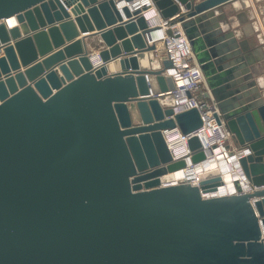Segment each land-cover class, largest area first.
<instances>
[{"label": "water", "instance_id": "95a60500", "mask_svg": "<svg viewBox=\"0 0 264 264\" xmlns=\"http://www.w3.org/2000/svg\"><path fill=\"white\" fill-rule=\"evenodd\" d=\"M132 1L0 0V21H16L0 22V264H264V83L220 29L223 7L243 0H151L185 34L216 121L249 150L239 164L250 191L235 181L219 198L202 197L216 169L198 186H160L185 166L162 131L189 134L201 119L160 105L170 63L149 65V7ZM87 32L104 43L97 61ZM187 146L192 164L203 159L196 136Z\"/></svg>", "mask_w": 264, "mask_h": 264}, {"label": "built area", "instance_id": "2783aa9c", "mask_svg": "<svg viewBox=\"0 0 264 264\" xmlns=\"http://www.w3.org/2000/svg\"><path fill=\"white\" fill-rule=\"evenodd\" d=\"M146 6L149 7V9L143 12V14L149 26H151L148 19L149 13H156V11L153 8L151 0L147 1ZM130 7L133 8L134 5L131 4ZM150 9H153V11ZM0 22L5 25L6 29L11 27L7 24V20L6 22L4 20ZM158 27L162 28L161 37L159 38L162 56L170 63L169 67L164 70V75L169 76L175 85L172 91L165 93V95H170V97L174 99V103L170 108L174 113L195 108L201 119V126L189 134H181L177 128L162 131L167 148H169L168 150L172 158V163L174 161L183 160L185 162L183 168L196 165L199 166L200 171L196 173L195 184H189L198 186V174L213 170L206 168L208 163L216 162L219 167L221 164L229 165L231 162H235L236 171L248 186V182L240 167L239 159L247 155L249 150L240 147L234 148L232 146L234 141L232 134L222 121H216V116L219 115L218 109L180 25L170 24L169 21L160 19ZM167 29H170L171 35L166 34ZM192 136L197 137L200 143L199 151L202 152L204 156L201 161L195 164L191 163L190 159L193 153L188 150L189 148L187 146V141ZM216 170H218V176L222 180L221 170ZM161 182L160 177V186L169 184H161ZM233 182H235V180ZM248 191H250L249 186L246 192ZM234 194H236V191L230 195ZM202 197L208 198L204 195H202Z\"/></svg>", "mask_w": 264, "mask_h": 264}, {"label": "crops", "instance_id": "0c3cea01", "mask_svg": "<svg viewBox=\"0 0 264 264\" xmlns=\"http://www.w3.org/2000/svg\"><path fill=\"white\" fill-rule=\"evenodd\" d=\"M200 1V0H192ZM71 6L67 8L69 12ZM153 11V9H150ZM149 11V12H151ZM156 13H149L154 15ZM223 20L225 25H220V29L229 28L233 32L238 43H243V48L246 51L247 58L251 61L250 68L254 72V77L264 83V0H243L232 1L225 5L222 9ZM157 15V14H156ZM70 17H73L70 14ZM123 21H126L123 20ZM94 32L80 33L78 37L83 38L85 49L88 53H96L100 49H104V43L93 36L94 43H89V36ZM160 49V48H159ZM136 51V50H134ZM159 55V53L156 51ZM264 85V84H263ZM264 91V89H263ZM233 147H238L233 141Z\"/></svg>", "mask_w": 264, "mask_h": 264}, {"label": "bare ground", "instance_id": "6f19581e", "mask_svg": "<svg viewBox=\"0 0 264 264\" xmlns=\"http://www.w3.org/2000/svg\"><path fill=\"white\" fill-rule=\"evenodd\" d=\"M66 1V0H64ZM68 1V0H67ZM148 0H133L131 4L134 5L133 8H141L144 7L147 4ZM71 8H73L72 5ZM150 21V25L153 28V32L151 34L152 40L156 43L157 47V52H159V45L160 41L159 38L161 37L162 33V28L158 27L159 24V16L154 14V15H149L148 17ZM7 24L9 26L15 25L16 21L14 17H9L7 19ZM96 53H91V59L92 61H97L96 58ZM150 63L149 65L153 67V69H158L160 66V59L161 57L158 54L151 55L149 56ZM98 63V62H97ZM96 63V65H97ZM145 65L146 62H143ZM158 101L162 107H171L172 104L174 103V99L170 97V95H162L158 98ZM207 169H220L221 170V177L222 180L220 183L214 185L213 190H209L208 192H205L203 195L205 197L211 198V197H223V196H228L230 194H233L236 191V183L241 187L242 191L246 192L247 191V184L243 181V178L238 174L236 171V164L235 162H231L229 165H223L221 164L218 167V164L216 162H211L206 165ZM200 171L199 166H191V167H186V168H180L172 172V180L169 182L168 185L172 184H178V183H186V184H195V177L196 173ZM162 181V180H161ZM163 181L161 182V184Z\"/></svg>", "mask_w": 264, "mask_h": 264}, {"label": "rangeland", "instance_id": "374dc122", "mask_svg": "<svg viewBox=\"0 0 264 264\" xmlns=\"http://www.w3.org/2000/svg\"><path fill=\"white\" fill-rule=\"evenodd\" d=\"M159 48H160V49H159L160 51H159L158 53H159V56L162 57L161 42H160Z\"/></svg>", "mask_w": 264, "mask_h": 264}]
</instances>
